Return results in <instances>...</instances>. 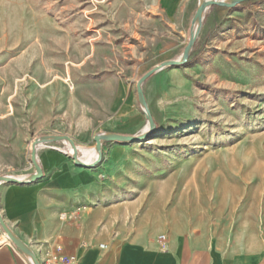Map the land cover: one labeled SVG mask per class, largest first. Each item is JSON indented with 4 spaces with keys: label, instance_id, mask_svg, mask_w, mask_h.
Here are the masks:
<instances>
[{
    "label": "rangeland",
    "instance_id": "374dc122",
    "mask_svg": "<svg viewBox=\"0 0 264 264\" xmlns=\"http://www.w3.org/2000/svg\"><path fill=\"white\" fill-rule=\"evenodd\" d=\"M198 6L182 11L181 33L161 0H0V176L28 181L33 142L100 123L123 83L143 113L139 80L181 58ZM250 21L223 32L203 21L188 62L143 85L156 129L103 144L94 168L105 165L107 199L73 214L94 216L103 243L210 235L251 246L264 236V10Z\"/></svg>",
    "mask_w": 264,
    "mask_h": 264
},
{
    "label": "crops",
    "instance_id": "0c3cea01",
    "mask_svg": "<svg viewBox=\"0 0 264 264\" xmlns=\"http://www.w3.org/2000/svg\"><path fill=\"white\" fill-rule=\"evenodd\" d=\"M196 3L200 4V0H161L172 26L182 29L181 33L185 30L182 11L192 10ZM263 10V0L244 2L235 8L212 6L206 11L203 29L214 27L220 32H223L222 28L235 29L241 25L238 22L243 15L249 16L252 22L257 11ZM165 71L160 70L147 81L151 83V90L155 87V82L151 81ZM145 94L147 96L146 90ZM135 108L132 85L123 83L110 97L106 119L100 123H87L77 132L53 135L66 134L77 148L84 149L94 143V137L100 132L136 134L128 130L141 128L146 116ZM70 148L65 141L41 145L37 158L43 178L32 183H3L5 186L0 191L6 224L40 262L55 254L71 259L73 264H264V236L257 238L251 246L210 235H171L165 242L159 237L141 235L103 243L105 240L92 232L94 216L73 219V214L107 199L103 187L106 183L101 180L105 165L93 169L79 167L70 156ZM34 173L32 167L29 174ZM0 213L4 218L2 211ZM8 242L5 235L0 237V264H31ZM101 245L106 248L102 249Z\"/></svg>",
    "mask_w": 264,
    "mask_h": 264
},
{
    "label": "water",
    "instance_id": "95a60500",
    "mask_svg": "<svg viewBox=\"0 0 264 264\" xmlns=\"http://www.w3.org/2000/svg\"><path fill=\"white\" fill-rule=\"evenodd\" d=\"M252 0H203L200 4L199 7L194 15L193 18V26L192 30L190 33V39L187 44V46L184 49V52L181 56L180 59L174 60V61H169V62H164L160 65H157L155 68L147 72L138 82L137 84V92H138V98L139 101L143 107V112L146 116V119L148 121V132H145L144 134L140 136H126V135H119V134H98L94 137V142L96 144V150L99 153L98 159L93 163V164H87L85 162L80 161L78 158V148L73 141V139L69 136L66 135H56V136H45L41 137L39 139H36L33 144H32V152H31V162L32 165L35 168V173L30 175L28 181H24L15 177H10V176H0V185L3 183H12V184H23V183H32L36 180L42 179L44 174L41 166L38 163V158H37V152L38 148L41 145L51 143V142H58V141H65L67 142L72 150H73V160L75 164L79 167L82 168H88V169H93L97 164H99L102 160V147L105 142L107 143H131V142H138L142 141L144 139H147L150 134L156 129V124L154 121V118L150 112L147 100L144 95L143 91V85L144 83L152 77L155 73L159 72L160 70H163L166 67H171V66H181L185 63L188 62L189 56L191 54V51L200 35L201 29H202V24L204 21V16L206 11L212 7V6H221V7H226V8H235L237 5L244 3V2H249ZM197 24V28H194V25ZM0 227L2 228L3 234L7 235L9 241L16 247L18 248L25 256L28 257L30 255L34 261V264H41L36 255L32 252V250L24 243L22 242L17 236H15L8 225L6 224L3 216L0 213Z\"/></svg>",
    "mask_w": 264,
    "mask_h": 264
},
{
    "label": "built area",
    "instance_id": "2783aa9c",
    "mask_svg": "<svg viewBox=\"0 0 264 264\" xmlns=\"http://www.w3.org/2000/svg\"><path fill=\"white\" fill-rule=\"evenodd\" d=\"M65 217V216H63ZM159 240L161 242H165L166 241V236H160ZM102 249H105L106 246L105 245H101ZM27 257V256H26ZM28 258V257H27ZM29 262L32 264V262L30 261V259L28 258ZM41 264H73L71 259H68L66 257L63 256H59V255H48L45 260L43 262H40Z\"/></svg>",
    "mask_w": 264,
    "mask_h": 264
},
{
    "label": "bare ground",
    "instance_id": "6f19581e",
    "mask_svg": "<svg viewBox=\"0 0 264 264\" xmlns=\"http://www.w3.org/2000/svg\"><path fill=\"white\" fill-rule=\"evenodd\" d=\"M203 0H201L200 1V3L202 2ZM197 24H195L194 25V28H197ZM148 129V128H147ZM71 150H72V148H71ZM95 150H96V148H95ZM92 150L91 152H89L86 156H80L82 159H85V163H87V164H93L97 159H98V156H99V153H98V151L96 150ZM78 151H79V149H78ZM72 155H73V150H72ZM95 155H97V157H96V159H94L93 161H92V163H90V161L92 160V158L95 156ZM80 157H79V155H78V158L80 159ZM80 161H82L81 159H80ZM82 162H84V161H82ZM19 178V177H18ZM19 179H21V178H19ZM13 233V232H12ZM14 234V233H13ZM6 237H7V235H5ZM7 239H8V237H7ZM9 240V239H8ZM28 258L30 259V261L32 262V264H34V261H33V259H32V257L30 256V255H28Z\"/></svg>",
    "mask_w": 264,
    "mask_h": 264
}]
</instances>
